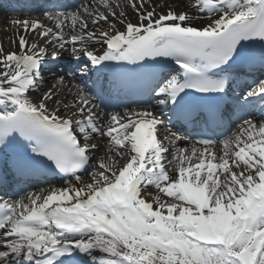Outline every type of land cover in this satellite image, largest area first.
I'll return each instance as SVG.
<instances>
[{
  "label": "snow or ice",
  "instance_id": "obj_1",
  "mask_svg": "<svg viewBox=\"0 0 264 264\" xmlns=\"http://www.w3.org/2000/svg\"><path fill=\"white\" fill-rule=\"evenodd\" d=\"M128 4L137 23L119 0L45 12L53 27L39 18L10 21L70 51L78 65L87 57L97 73L124 70L142 79L150 64L178 68L152 70L142 80L161 114L123 107L98 115L93 91L101 95L119 80L97 76L92 90L77 84L71 102L53 88L34 99L47 47L24 35L19 52L0 46V182L8 169L23 177L43 164L79 184L0 196V264H264V119L241 117L239 131L223 140L201 136L180 147L188 138L171 131L164 111L195 121L194 93H226L229 79L221 74L243 61L250 45H264V0H195L198 14L171 5L157 11L165 5L153 0ZM199 14L209 22L197 26ZM260 57L264 66V51ZM90 71L80 67L81 78ZM260 102L264 79L237 97L242 110ZM96 137L107 139V155L93 164ZM80 173H89L87 182Z\"/></svg>",
  "mask_w": 264,
  "mask_h": 264
},
{
  "label": "bare ground",
  "instance_id": "obj_2",
  "mask_svg": "<svg viewBox=\"0 0 264 264\" xmlns=\"http://www.w3.org/2000/svg\"><path fill=\"white\" fill-rule=\"evenodd\" d=\"M194 2H195V0H153V5H155L156 3L165 5L164 8H157V11H166L167 6L171 5L172 9H174L176 11L185 10V11H191L192 14H198L192 9V4H194ZM119 3H121L124 6V10L128 13V18L131 20V22L137 23L138 18L133 13V10L129 6L128 0H119ZM117 11H119V9H117ZM199 15H201L202 18L195 22L197 26H202V25H205L209 22L206 14H199ZM17 18L22 19V20L23 19H31L32 16L31 15H25V14H21V15L5 14V15H3V17H0V46L3 47L5 53L11 52V51L19 52L20 49H19V45H18V37L20 35H24L25 38L29 41V43L35 42V43H38L41 47H47L48 53H51L53 51H58L60 54H62L61 57H65V58H66V56L69 55L70 51H68V50H61V49L54 47L51 44H46L45 41L40 38L38 33H36V34H33L31 32L24 33L22 30L18 29L14 24H12L10 22L13 19H17ZM46 25L49 27H53V24L51 21H48V23ZM99 27H103V28L107 29V25H104L103 23L101 25H99ZM117 27L120 28L121 30H123L124 25L118 24ZM66 35L70 36V35H72V33L70 31L66 30ZM13 41H17V43H13ZM90 47L93 48L97 53L102 52V48L100 45L93 44ZM87 65L90 67V69L94 68L91 66L90 61H87ZM59 66H61V65H59ZM0 70H2V69H0ZM54 71L56 72V74L58 72H60L59 68L54 69V70L50 71V73H49L50 75L47 74L48 76L45 77V71H43L42 74L44 76V79L42 81V86L39 88L38 91L30 92V95L34 99L39 98L49 88H53L54 91H58L59 98L61 100L65 101V102H71L75 98V85L80 84V83H84V82L87 83L89 90H92L90 85L88 84L86 78L83 77V79H82L80 74L76 78H70V77L64 76L61 73H59L58 75H51ZM60 77L64 78L63 83L59 82ZM93 103L98 105V102L95 98L93 100ZM50 106H53V105H50ZM63 112H64V110L61 109V114H63ZM156 113L161 114L160 110L157 111ZM251 119H253V117H251ZM257 121H259V120H257ZM189 141H190V145L186 144L184 142L182 143V141H181L179 146L180 147H184V146L191 147L194 144V141L193 140H189ZM91 142L95 143L98 146L97 151H100L98 155H97V151H96V153L95 152L93 153L94 159H93L92 163L95 164L97 159H99L100 157H106V155H107L106 148H105V146L107 144V139L102 138V137H96ZM196 147H202V146L196 144ZM218 147L219 146H216L217 150H219ZM220 152L221 151H217L218 154ZM169 155L171 156V153ZM170 174L174 175L175 173L173 171ZM81 175H83L82 176L83 179L87 182L88 176L87 175L85 176V174H81ZM69 183H74V184H77V186H79V184L75 181V179H73V180H70L68 183L58 182V183H54V184H49L46 186H41L39 188H36L32 191H39L41 189H49V188H53V187L63 188V187H67ZM150 191H154V190L150 189ZM3 240H4V238L0 241V243H2Z\"/></svg>",
  "mask_w": 264,
  "mask_h": 264
},
{
  "label": "rangeland",
  "instance_id": "obj_3",
  "mask_svg": "<svg viewBox=\"0 0 264 264\" xmlns=\"http://www.w3.org/2000/svg\"><path fill=\"white\" fill-rule=\"evenodd\" d=\"M237 129H238V128H237ZM236 132H237V130H236ZM98 154H99V153H98ZM90 171H91V170H90ZM90 171H89V173H90ZM89 173H87V174L89 175ZM88 175H87V176H88Z\"/></svg>",
  "mask_w": 264,
  "mask_h": 264
}]
</instances>
